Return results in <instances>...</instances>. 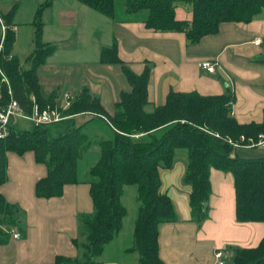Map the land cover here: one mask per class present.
Returning a JSON list of instances; mask_svg holds the SVG:
<instances>
[{
  "label": "trees",
  "instance_id": "trees-1",
  "mask_svg": "<svg viewBox=\"0 0 264 264\" xmlns=\"http://www.w3.org/2000/svg\"><path fill=\"white\" fill-rule=\"evenodd\" d=\"M107 17L130 20L145 11L144 23L161 32H183L190 43L214 34L221 22H250L264 14V0H77ZM40 5L32 24L33 49L22 64L12 54L15 40L10 27L16 6L0 18L7 26L0 51V111L15 99L29 114L34 105L41 111L55 107V94H41L37 69L55 49L42 40ZM189 6L191 20L175 17V7ZM119 13L123 18L117 17ZM102 63L118 64L130 90H122L110 115L99 97L84 87L66 108L59 107L62 118L52 123L24 121L12 117L8 133L0 138V185L7 180V152L31 151L35 160L46 166V175L35 183V195L41 198L61 196L66 184L86 182L93 212L79 214L84 241H74L78 255H56L54 264H101L99 255L121 231L127 208L122 203L124 186L134 185L137 210L133 223V242L126 249L137 254L138 264H163L159 256L158 227L177 219L170 196L161 189L160 169H168L185 157L182 183L189 187L190 217L201 224L207 218L211 168L230 172L235 192V216L238 222L259 221L264 225V156L242 157L238 149L264 141V117L261 122L239 123L232 115L235 100L231 90L203 95L196 91H169L165 102L148 110L147 87L150 66L137 74L117 55L116 43L100 50ZM8 87L11 95L8 93ZM93 113L108 123L110 135H92L88 123L78 125L75 115ZM23 122L29 127L22 126ZM92 129V130H91ZM243 137V139H241ZM252 141V142H251ZM238 145H234V144ZM253 145L250 148H257ZM264 146V142H263ZM96 151L87 179L79 178V162ZM22 211L0 193V238L3 225L19 227ZM7 234V233H6ZM228 264H264V235L254 247H236Z\"/></svg>",
  "mask_w": 264,
  "mask_h": 264
},
{
  "label": "crops",
  "instance_id": "crops-1",
  "mask_svg": "<svg viewBox=\"0 0 264 264\" xmlns=\"http://www.w3.org/2000/svg\"><path fill=\"white\" fill-rule=\"evenodd\" d=\"M47 0H0V15L16 6L10 23L15 40L12 54L25 65L33 49L36 9ZM42 10L43 42L55 49L37 69L41 94H55V106L64 107L65 93L71 99L86 87L99 97L112 115L122 90L130 86L118 64L102 63V47L116 43L118 57L135 73L150 66L147 87L148 110L165 102L169 91H196L217 95L231 90L235 100L232 115L239 123L261 122L264 117V14L250 22H221L216 33L190 43L183 32H161L144 23L146 12L130 20L107 17L77 0H48ZM119 18L123 14L119 13ZM175 17L191 20L187 5L175 7ZM1 32V31H0ZM259 43L256 44L255 40ZM209 60L214 72L198 66ZM76 123H88L92 135L107 137L110 130L104 118L85 112L75 115ZM79 125V124H78ZM92 152V151H91ZM242 157L264 156V146L237 150ZM7 180L0 193L21 211V236L14 239L11 227L3 225L0 238V264H54L56 255H78L75 240L84 241L79 214L93 212L86 182L66 184L61 196L41 198L35 195V183L46 175V166L37 162L31 151L7 152ZM85 173L96 158V151L85 157ZM185 157L168 169H160L161 189L166 192L177 214L172 222L158 227L159 256L163 264H211L216 249L233 253L236 247H254L264 235L259 221L238 222L235 216V192L230 172L211 168L207 218L201 223L190 217L189 187L182 183ZM123 219V227L98 257L101 264H138L137 254L126 251L133 242V223L137 210ZM128 214V212H127ZM126 218V219H125ZM125 220L128 223L125 224ZM7 233V234H6ZM229 261V260H228Z\"/></svg>",
  "mask_w": 264,
  "mask_h": 264
},
{
  "label": "built area",
  "instance_id": "built-area-1",
  "mask_svg": "<svg viewBox=\"0 0 264 264\" xmlns=\"http://www.w3.org/2000/svg\"><path fill=\"white\" fill-rule=\"evenodd\" d=\"M6 28L7 26L4 24V22L0 18V31H1L0 32V51L3 48V41L5 38ZM255 43L256 44L259 43L258 39L255 40ZM198 66L207 72L215 71L214 64L211 63L209 60L200 61L198 63ZM0 74L6 80L1 70H0ZM8 93L9 94L11 93V90L9 87H8ZM65 100L66 102H65L64 107H62V109L68 107V105L70 104L71 97L69 96V94L65 93ZM12 117H16L24 121L33 122L35 124L52 123V122H56L64 118L61 116L59 112V108L56 106L55 107L47 106L45 109L40 111L37 105H34L32 112L27 114L22 110L18 102L12 97H10V101L7 103L4 109L0 111V138L4 137L8 133V124ZM241 139H243V137H241ZM263 142L264 141H259L258 143H251L249 145H244V146L245 147H252L253 145L260 146V145H263ZM234 145H238V144L235 143ZM10 233L14 239H18L21 236L20 232L15 227L11 228ZM231 256H232L231 252L228 251L227 249H224V248L216 249L213 253L214 260L211 264H228V260H230Z\"/></svg>",
  "mask_w": 264,
  "mask_h": 264
},
{
  "label": "rangeland",
  "instance_id": "rangeland-1",
  "mask_svg": "<svg viewBox=\"0 0 264 264\" xmlns=\"http://www.w3.org/2000/svg\"><path fill=\"white\" fill-rule=\"evenodd\" d=\"M116 1V7H118L121 3V0H115ZM77 124H81L80 121H77ZM22 126L24 127H29V123L23 122ZM85 163V158L79 162V178L80 180H86L87 179V173H85L82 165ZM135 191L136 188L134 185H127L124 186V191L122 195V203L126 206L127 211H128V220L131 218V215L135 212V205H136V200H135ZM126 219V218H125ZM128 220H125V224L128 223Z\"/></svg>",
  "mask_w": 264,
  "mask_h": 264
}]
</instances>
